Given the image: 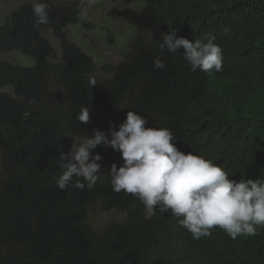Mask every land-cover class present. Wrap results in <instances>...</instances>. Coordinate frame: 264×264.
I'll use <instances>...</instances> for the list:
<instances>
[{
	"label": "trees",
	"instance_id": "1",
	"mask_svg": "<svg viewBox=\"0 0 264 264\" xmlns=\"http://www.w3.org/2000/svg\"><path fill=\"white\" fill-rule=\"evenodd\" d=\"M36 2L49 5L48 24L36 26ZM36 2L26 1L0 23V87L15 92L0 91V264H264V227L232 251L216 234L219 227L193 239L171 212L157 207L147 218L137 197L113 191L111 166L124 161L111 148L93 151L102 160L92 189L82 178L83 189L56 184L61 154L95 130H118L128 111L153 128H172L171 113L184 116L192 124L184 131L193 130L189 148L197 150L211 137L204 155L223 162L230 175H255L264 163V10L259 17L247 8L181 17L188 0H147L139 10L131 5L136 0H116L109 14L136 29L125 59L101 69L67 31L84 17L86 0ZM202 16L216 23L236 17L222 27L225 67L212 74L193 72L182 55L159 47L173 23L193 35L219 31ZM15 51L34 64L2 58ZM158 56L164 68L154 66ZM84 107L87 123L77 118ZM96 205L123 216L98 228L91 222Z\"/></svg>",
	"mask_w": 264,
	"mask_h": 264
},
{
	"label": "clouds",
	"instance_id": "2",
	"mask_svg": "<svg viewBox=\"0 0 264 264\" xmlns=\"http://www.w3.org/2000/svg\"><path fill=\"white\" fill-rule=\"evenodd\" d=\"M146 1L136 0L137 8L133 7L134 3L131 5L139 10ZM232 8H247L251 16L259 17L264 10V0H188L181 17ZM32 10L36 26L49 23L47 3L36 2ZM206 19L207 27H218L219 31L193 35L173 23L162 33L161 52L166 48L170 53L182 55L193 72L197 69L208 74L221 71L226 64L225 49L220 40L222 27L236 17L216 23L202 16L201 21ZM127 22L135 31L136 27ZM229 31L227 27L224 29L226 35ZM154 66L164 68L165 63L158 56ZM89 83L96 86L95 79H90ZM171 115L172 128H153L144 116L128 111L118 130H95L87 139L74 144L67 155L61 154L59 167L63 171L56 178L58 188L83 189L82 178L87 182V188L92 189L100 179L98 161L102 160V156L93 155V151L98 146L111 148L118 151L124 161L119 168L115 163L111 166L113 191H124L137 197L145 206L147 218L155 215L159 207L161 213L171 212L178 218V223L192 234L193 239L209 236L213 228L219 227L216 234L226 249H243L245 244L242 242L257 235L258 229L264 227V163L251 177L230 175L223 162L202 152L203 146L213 138L203 139L197 150L189 148L193 130L184 131L183 128H190L191 122L180 114ZM77 118L82 123L89 122L90 110L82 108Z\"/></svg>",
	"mask_w": 264,
	"mask_h": 264
},
{
	"label": "rangeland",
	"instance_id": "3",
	"mask_svg": "<svg viewBox=\"0 0 264 264\" xmlns=\"http://www.w3.org/2000/svg\"><path fill=\"white\" fill-rule=\"evenodd\" d=\"M26 1L36 2V0H0V23H4L8 14ZM116 5V0H87L81 22L67 26L71 39L91 54L101 69L105 68L103 67L105 64H116L125 59L127 41L134 31L127 21L109 15L108 10ZM133 7L137 8L135 3ZM47 32L57 53L60 54L61 46L58 40L50 30ZM2 58L23 65L34 64L33 57L19 51L6 53ZM0 91L15 94L12 86L0 87ZM83 140L85 139H78L76 144ZM122 216L123 214L114 211H103L100 205H96L92 210L91 222L100 228Z\"/></svg>",
	"mask_w": 264,
	"mask_h": 264
}]
</instances>
